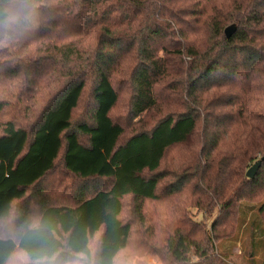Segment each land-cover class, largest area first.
Masks as SVG:
<instances>
[{
	"label": "trees",
	"instance_id": "16d2710c",
	"mask_svg": "<svg viewBox=\"0 0 264 264\" xmlns=\"http://www.w3.org/2000/svg\"><path fill=\"white\" fill-rule=\"evenodd\" d=\"M34 2L25 27L0 29V264H118L132 243L229 264L242 205L264 220V0ZM15 7L0 0V24ZM58 162L79 181L68 203L40 189Z\"/></svg>",
	"mask_w": 264,
	"mask_h": 264
},
{
	"label": "rangeland",
	"instance_id": "374dc122",
	"mask_svg": "<svg viewBox=\"0 0 264 264\" xmlns=\"http://www.w3.org/2000/svg\"><path fill=\"white\" fill-rule=\"evenodd\" d=\"M86 111L87 109L83 107L77 110L73 117V121H78L81 118L83 119ZM114 115L118 122L125 125L127 124V135L125 140H128L132 134L136 132L138 120H132L129 117L127 104L123 101L116 109ZM172 158L173 165H177V161L180 159L178 151H174L170 154V159ZM248 170L246 172H248ZM258 173L259 171H257V174ZM246 174L247 173H245V177L247 178ZM78 182L79 181L75 177L68 174V172L63 169L62 163L58 162L57 168L40 185V189L44 194L48 195V197L63 203H68L71 198L69 193L76 187ZM263 182L264 175L260 180V183ZM29 194H36V191L32 190ZM242 206L243 215L240 222L241 231L232 242L227 241L226 243L224 242L225 244H220L219 252L227 259L229 264H264V220H262L258 214L260 206L253 201L243 204ZM31 207L34 212V217L36 218V209L38 208L36 201H31ZM189 212L196 221L203 222L208 226H210L212 221L218 216V213L215 212L212 217L208 216L206 218L205 212L199 214L194 208L190 209ZM203 215H205V218ZM223 245L227 252H231V254L224 256ZM20 261V259H14L13 264H19ZM118 264L165 263L159 257L154 255L150 248L141 245V243H132L120 258Z\"/></svg>",
	"mask_w": 264,
	"mask_h": 264
},
{
	"label": "clouds",
	"instance_id": "9594fccd",
	"mask_svg": "<svg viewBox=\"0 0 264 264\" xmlns=\"http://www.w3.org/2000/svg\"><path fill=\"white\" fill-rule=\"evenodd\" d=\"M16 5L15 9L8 17V23L0 24L5 36L10 31H17L19 28L25 27L32 19L35 12L34 0H13ZM19 264H33V262L25 259ZM34 264H90L88 258L83 254L77 255L69 260H60L57 257H44L34 262Z\"/></svg>",
	"mask_w": 264,
	"mask_h": 264
},
{
	"label": "water",
	"instance_id": "95a60500",
	"mask_svg": "<svg viewBox=\"0 0 264 264\" xmlns=\"http://www.w3.org/2000/svg\"><path fill=\"white\" fill-rule=\"evenodd\" d=\"M236 32V26H230L225 30V35L227 37V39H230L234 33ZM261 166V161L256 162L247 172L246 176L249 179H254L258 169Z\"/></svg>",
	"mask_w": 264,
	"mask_h": 264
}]
</instances>
